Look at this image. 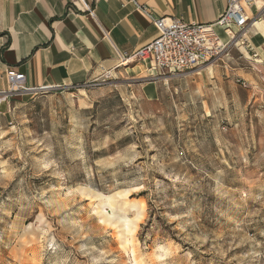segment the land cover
I'll return each instance as SVG.
<instances>
[{"label":"rangeland","instance_id":"rangeland-1","mask_svg":"<svg viewBox=\"0 0 264 264\" xmlns=\"http://www.w3.org/2000/svg\"><path fill=\"white\" fill-rule=\"evenodd\" d=\"M240 52L8 100L0 264H264V78L230 77ZM121 192L130 235L98 214Z\"/></svg>","mask_w":264,"mask_h":264},{"label":"crops","instance_id":"crops-1","mask_svg":"<svg viewBox=\"0 0 264 264\" xmlns=\"http://www.w3.org/2000/svg\"><path fill=\"white\" fill-rule=\"evenodd\" d=\"M133 1L154 19L213 24L228 0ZM245 15L244 39L233 48L241 51L254 71L246 75L239 68L231 69L233 80H253L255 71L264 78V0H253ZM218 34L227 41L221 31ZM156 37L149 19L128 0H0V90L7 89L8 68L25 76L27 88L50 93L86 87L108 76L150 77L154 73L148 63L123 66L121 61Z\"/></svg>","mask_w":264,"mask_h":264},{"label":"built area","instance_id":"built-area-1","mask_svg":"<svg viewBox=\"0 0 264 264\" xmlns=\"http://www.w3.org/2000/svg\"><path fill=\"white\" fill-rule=\"evenodd\" d=\"M134 8L149 19L157 31V37L121 61L123 66L132 62L148 63L154 75L184 74L186 72L214 65L231 48L244 39L247 29L245 9L253 0H228L223 14L213 24H187L179 18L154 19L144 8L128 0ZM221 31L227 41H223ZM7 89L0 90V111L18 93H48L45 89H31L25 85V76L8 68L5 72Z\"/></svg>","mask_w":264,"mask_h":264},{"label":"bare ground","instance_id":"bare-ground-1","mask_svg":"<svg viewBox=\"0 0 264 264\" xmlns=\"http://www.w3.org/2000/svg\"><path fill=\"white\" fill-rule=\"evenodd\" d=\"M127 192H125L126 194ZM124 195V193H116L111 196H103L101 194L98 195L100 198V206H99V212L98 214L101 216L103 221L112 223V222H118L121 224V227L123 231L127 235H130L133 231L132 222L125 216L122 215L121 209L116 208L115 199L119 196ZM108 208L110 211L106 212L104 209Z\"/></svg>","mask_w":264,"mask_h":264}]
</instances>
